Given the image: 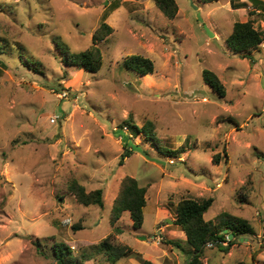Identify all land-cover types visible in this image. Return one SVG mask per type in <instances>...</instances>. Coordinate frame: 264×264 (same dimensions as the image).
<instances>
[{
	"label": "rangeland",
	"instance_id": "1",
	"mask_svg": "<svg viewBox=\"0 0 264 264\" xmlns=\"http://www.w3.org/2000/svg\"><path fill=\"white\" fill-rule=\"evenodd\" d=\"M176 1L170 18L156 0H0V264H57L60 242L84 264H112L96 248L110 234L131 248L115 264H186L192 253L174 220L187 197H213L206 220L237 216L254 229L228 252L209 243L204 264H264V43L250 56L227 44L236 21L264 35V15L251 14L252 0ZM103 21L114 29L100 43L103 66L65 61ZM132 54L151 58L154 72L126 68ZM131 116L184 151L163 155L123 126ZM125 143L133 152L121 163ZM126 175L147 189L144 222L135 228L125 212L117 233L110 213ZM74 178L102 188L104 205L80 204Z\"/></svg>",
	"mask_w": 264,
	"mask_h": 264
},
{
	"label": "trees",
	"instance_id": "2",
	"mask_svg": "<svg viewBox=\"0 0 264 264\" xmlns=\"http://www.w3.org/2000/svg\"><path fill=\"white\" fill-rule=\"evenodd\" d=\"M217 0H203V2H214ZM236 0H232L234 3ZM255 9L251 14L264 15V2L262 0H252ZM158 7L170 18H174L178 13V4L176 0H156ZM258 10H260L258 12ZM114 29L107 22L103 21L95 30L92 38V45L86 50L80 52H70L66 50L65 61L71 64L84 67L89 71H98L103 66V51L100 43L108 39ZM264 43L262 31L254 26L251 19L246 21H236L232 31L227 37V44L235 53H241L243 56H250L251 51L257 49ZM123 65L140 74H150L155 70L154 61L141 54H132L124 58ZM203 79L210 85L220 96L226 95V89L219 76L212 70H203ZM131 129L133 134H143L149 139L153 146L165 156L175 157L184 151L183 147L172 149L163 145L154 131V124L150 121L143 126L137 125L133 117L124 121V125ZM122 128V127H121ZM124 134L123 131H121ZM131 138L124 134L123 139L126 141ZM125 141V142H126ZM126 144V143H125ZM125 151L121 155V163L124 158L132 154V148L129 145L124 146ZM220 153L215 155L214 160L219 161ZM69 190L75 195L80 204L104 205L103 189L97 188L87 190L84 184L74 178L69 183ZM145 186L140 185L136 177L126 175L121 180L119 192L113 201L110 213V222L114 231L120 233L121 228L116 225L125 212H129L135 228H141L144 222V207L146 205ZM213 197L197 200L192 197L181 199L176 205V223L186 234L189 245L187 253H192L186 261V264H204L202 256L205 247L212 243L221 251L228 252L232 245L244 236L254 233L253 226L247 219L231 216L229 218L214 223L212 220H206L204 215L213 203ZM221 216V217H222ZM233 234L232 238H229ZM113 234L106 237L96 248L104 252L109 261L115 264L121 257L131 252L127 245L114 243ZM227 242V244H224ZM178 247L181 244L175 241ZM186 250V249H185ZM54 258L57 264H84L78 257L73 255L72 249L63 242L54 245ZM144 264H152L150 261H144Z\"/></svg>",
	"mask_w": 264,
	"mask_h": 264
},
{
	"label": "water",
	"instance_id": "3",
	"mask_svg": "<svg viewBox=\"0 0 264 264\" xmlns=\"http://www.w3.org/2000/svg\"><path fill=\"white\" fill-rule=\"evenodd\" d=\"M193 6L196 10H198L197 5H193ZM198 18L200 21H203L202 17H201V13L199 11H198ZM204 28L210 36H214V32L207 25L204 24ZM232 237H233V234H230L229 238H232Z\"/></svg>",
	"mask_w": 264,
	"mask_h": 264
},
{
	"label": "built area",
	"instance_id": "4",
	"mask_svg": "<svg viewBox=\"0 0 264 264\" xmlns=\"http://www.w3.org/2000/svg\"><path fill=\"white\" fill-rule=\"evenodd\" d=\"M62 97H65L66 96V92L65 93H63V95H61ZM57 118H58V116H53L52 118H51V120L53 121V122H55L56 120H57ZM125 128L127 129V127L125 126Z\"/></svg>",
	"mask_w": 264,
	"mask_h": 264
}]
</instances>
